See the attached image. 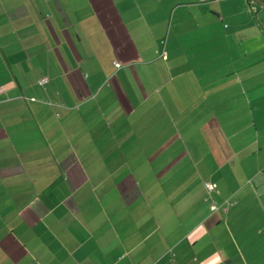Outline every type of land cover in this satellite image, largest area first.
I'll use <instances>...</instances> for the list:
<instances>
[{
	"label": "crops",
	"instance_id": "obj_1",
	"mask_svg": "<svg viewBox=\"0 0 264 264\" xmlns=\"http://www.w3.org/2000/svg\"><path fill=\"white\" fill-rule=\"evenodd\" d=\"M236 3L0 0V264H264Z\"/></svg>",
	"mask_w": 264,
	"mask_h": 264
},
{
	"label": "rangeland",
	"instance_id": "obj_2",
	"mask_svg": "<svg viewBox=\"0 0 264 264\" xmlns=\"http://www.w3.org/2000/svg\"><path fill=\"white\" fill-rule=\"evenodd\" d=\"M257 8H259L258 12L257 10H253L250 9V5L247 3V1L245 2V0L241 1L238 0V3H236V5H230L229 4V8H228V14L233 12L235 9L237 10V15H236V20L241 23V24H246L248 21L246 20V18H249V14H251V16H253V20L257 21L258 25H259V32L260 34L258 35V43L256 44V48L255 46V42L253 40H250L249 43L245 46V45H241V50L242 53L245 54V50L246 48L251 49L250 51H252V58L255 59H260V63L258 64V69L261 72V77L260 79L258 78L257 82L260 83V89L262 90V88L264 89V62H263V57H264V5L258 3L256 0H254ZM237 7V8H236ZM225 18L223 19L222 24L226 23L227 25H229L230 20L228 19V15L224 16ZM231 24V23H230ZM248 34H244L241 35L240 37V41L245 39L244 37H246ZM246 47V48H245ZM235 50H237V52H239V48H235ZM263 102V104H262ZM261 104L262 107L264 108V99L261 100ZM257 111V109H256ZM257 118L259 119H263V114L260 111H257Z\"/></svg>",
	"mask_w": 264,
	"mask_h": 264
},
{
	"label": "built area",
	"instance_id": "obj_3",
	"mask_svg": "<svg viewBox=\"0 0 264 264\" xmlns=\"http://www.w3.org/2000/svg\"><path fill=\"white\" fill-rule=\"evenodd\" d=\"M46 81H48V77H46V76H44V77H42V78L40 79V83H44V82H46ZM205 184H206V187H207L208 191H210V192H212V191H214V190L216 189V184L213 183V182H206ZM230 204H231V203H230ZM213 207H214V208H217L216 205H214Z\"/></svg>",
	"mask_w": 264,
	"mask_h": 264
},
{
	"label": "clouds",
	"instance_id": "obj_4",
	"mask_svg": "<svg viewBox=\"0 0 264 264\" xmlns=\"http://www.w3.org/2000/svg\"><path fill=\"white\" fill-rule=\"evenodd\" d=\"M225 257L220 256L219 254H216L214 256V259L210 261V264H223V260Z\"/></svg>",
	"mask_w": 264,
	"mask_h": 264
},
{
	"label": "water",
	"instance_id": "obj_5",
	"mask_svg": "<svg viewBox=\"0 0 264 264\" xmlns=\"http://www.w3.org/2000/svg\"><path fill=\"white\" fill-rule=\"evenodd\" d=\"M260 4L264 5V0H257Z\"/></svg>",
	"mask_w": 264,
	"mask_h": 264
}]
</instances>
